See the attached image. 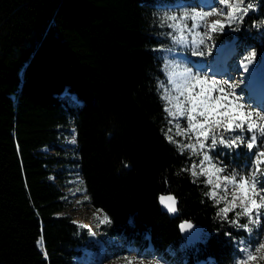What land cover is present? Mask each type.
Here are the masks:
<instances>
[{
    "label": "trees",
    "instance_id": "1",
    "mask_svg": "<svg viewBox=\"0 0 264 264\" xmlns=\"http://www.w3.org/2000/svg\"><path fill=\"white\" fill-rule=\"evenodd\" d=\"M179 1L0 0V264H77L93 246L90 230L64 213L75 174L110 221L105 237L151 247L170 264L237 263L243 231L222 221L205 178L184 170L188 153L165 135L158 82L172 30L161 25ZM256 4L240 50L264 44L253 28L264 0ZM73 128L76 145L67 146ZM249 157L222 155L235 166ZM164 193L175 195L178 217L162 211ZM185 220L200 226L198 241L182 237Z\"/></svg>",
    "mask_w": 264,
    "mask_h": 264
},
{
    "label": "snow or ice",
    "instance_id": "2",
    "mask_svg": "<svg viewBox=\"0 0 264 264\" xmlns=\"http://www.w3.org/2000/svg\"><path fill=\"white\" fill-rule=\"evenodd\" d=\"M218 4L224 7L218 10L208 0H201L200 6L211 7V11L202 12H197L195 5H181L190 7L192 14L185 11L180 24L165 21L161 25L172 30L173 46L163 49L169 53L163 59L166 68L171 66V70L167 71L165 81L158 82V88L168 123L175 121L178 130L175 135L195 137L196 143L178 145L180 154L187 151L192 161L190 168L184 170L194 178H205L203 183L211 186L205 195L217 205L224 202L218 216L248 234L247 239L236 241L238 249L244 254L239 264H248L257 260V253H264V242H261L264 236V150H260L264 148V112L256 111L248 103L255 94V90L249 87V73L257 65V51L250 50L237 61L236 57L240 55L237 48L217 46L211 42L215 39L214 34L223 33L226 27L231 31H240L244 18L250 11L256 10V5L253 0H218ZM213 15H223L226 19H216L210 25L203 22V18ZM198 18L200 23H196ZM167 20L176 21L177 16L169 15ZM188 20L193 21L190 28ZM253 27L264 29V21L255 22ZM198 28L204 29L202 34L197 31L191 38L184 35L185 29L192 33ZM188 52L193 57L205 59L191 60L185 55ZM232 73H236L239 79L234 78ZM217 76L221 78H215ZM165 84L167 87H164ZM259 95L264 97V80L259 86ZM169 104L171 107L167 106ZM165 135L168 142L177 144L173 135H167V132ZM209 141L210 144L207 143ZM206 145L210 150L219 146L229 152L244 147L253 155L252 164L247 170H230L210 151H203L201 159L193 160V157L201 156L200 150H204ZM197 165L199 171L196 170ZM221 191L224 195H220ZM160 203L169 213L178 212L174 196H161ZM230 213L234 214V218L230 219ZM242 217L246 218L245 223H240ZM99 222L110 221L105 216ZM80 227L88 226L81 224ZM192 227L191 224L180 225L182 231ZM228 235L231 236V233ZM261 258L264 259V255Z\"/></svg>",
    "mask_w": 264,
    "mask_h": 264
},
{
    "label": "rangeland",
    "instance_id": "3",
    "mask_svg": "<svg viewBox=\"0 0 264 264\" xmlns=\"http://www.w3.org/2000/svg\"><path fill=\"white\" fill-rule=\"evenodd\" d=\"M256 1H258V0H253L254 4L257 6ZM208 3L212 6L217 7L218 10L220 8L224 7L223 5L218 4V0H208ZM181 5H195L197 12L211 11V7L200 6L201 0H180L177 3L176 7L174 8V12L172 13V15L177 16V20L172 21V23L180 24L181 20L183 19V13L185 11L189 12L190 15L192 14V9L190 7H181ZM252 12L253 11H250L248 13V15L251 14ZM216 19L225 20L226 17L223 15H213L210 17L203 18V22L205 24L210 25ZM262 21H264V20H262ZM200 22L201 21L198 18L196 23H200ZM187 23H188V26L190 28L193 21L188 20ZM240 29H241V27H240ZM246 29H247V31H249L247 26H246ZM254 30H256L257 33H263V31H264V29H256V28H254ZM197 31L202 34L204 29L198 28V29L193 30L192 33H189L187 31V29H185L184 35L191 38V36L194 35L195 32H197ZM238 32L231 31L226 27L225 31L223 33H217L214 35L216 36L218 34H220V35L232 34V38L226 39L223 42H219V41H216L214 39V41H212L211 43H214L217 46H226V47L232 46V47L237 48V50L240 54L239 56L236 57V60L238 61L243 55H246L248 52V50H240L237 47L236 41H237V37H238ZM176 34L179 35V33H176ZM198 38L199 37H197V39ZM255 50L257 51V58L255 61V63L257 65L254 66L252 69L254 71H259L260 68L264 69V44H261L259 46V48L255 49ZM214 52H215V50H214ZM168 55H169V53L164 52L165 57H167ZM185 55L188 56L191 60L205 59V58H201V57H193V56H191L190 52L185 53ZM206 59L210 60L211 57H207ZM165 68H166V65H165ZM170 70H171V66H168L166 68V71H170ZM232 75L234 78L239 79V76L236 73H232ZM215 78L219 79L221 77L217 76ZM262 80H263V78L258 79L257 83L260 85ZM255 85H256L255 82H249V87L253 88L256 91ZM164 87H167V85L165 84ZM255 94L253 96V100L248 101V103H250L255 108L256 111L264 112V101L262 99L261 102L260 101L258 102L257 96H255ZM173 95H175V93H173ZM70 98H71V96H68V99H70ZM167 106L171 107L170 104ZM182 127H183V125H182ZM74 129L75 128L72 129V133L67 137V140H66L67 146L68 145H72V146L76 145V133L74 132ZM169 129H171V131H168V135H173V139L175 141H177V145H180L183 143H196L194 135H192L191 138H189L188 135H185V136H176L175 135V133L178 131L175 128V121H173V123H171ZM207 143L210 144V141ZM239 149L247 151L246 148H244V147H241ZM260 150H264V148H261ZM200 151H201V156L200 157H193L192 158L193 160L201 159L203 151H210L211 155L218 158V160L221 161L222 164L227 166L230 170H232V169L247 170L248 166L251 165L252 161H253V155H250L249 160L246 161V165L235 166L233 164H228L222 158V155L226 152L228 153L229 150L225 149L223 147H219V146L216 147L214 150H210L206 145V148L204 150H200ZM254 151H255V149H254ZM186 153H187V151H186ZM196 170L199 171V165H197ZM73 179H74L72 181L73 185L66 190V192H67V208L65 209L64 213L71 215L73 222L75 221L76 224L87 225L91 229V237H92L91 240L94 242L93 246H88V247L84 248L83 255L76 259L77 264H170L162 254L157 253L155 251H154V253H152L151 247L146 249V251L150 252L149 254H147L145 252H140L139 248L136 245L128 242L124 238H117V239L116 238H114V239L113 238H107V237L105 238L103 236L101 226L106 224V223L102 224L99 221L103 220L106 215L101 210L94 208L88 202V197L86 195V192H85L83 186H81V178L79 177V175L75 174ZM230 192H231V186H229L228 198H230ZM220 195H224V193L221 191ZM219 205H220V208L223 207L224 202L221 201V203ZM237 211H239V209H237ZM242 220H244V221H242ZM245 222H246V218H243V217L240 218V223H245ZM241 231H243V230H241ZM262 231H264V229H262ZM254 235H255V233H254ZM247 236H248V234L245 231H243L242 238L247 239ZM261 242H264V236L261 237ZM116 250H119L118 255H115ZM256 255H257V260L250 261V262H248V264H264V259L261 258V256L264 255V253H257ZM243 256H244V254L241 253V257L238 259L236 264H239V262L243 258ZM200 264H209V263L200 262Z\"/></svg>",
    "mask_w": 264,
    "mask_h": 264
},
{
    "label": "water",
    "instance_id": "4",
    "mask_svg": "<svg viewBox=\"0 0 264 264\" xmlns=\"http://www.w3.org/2000/svg\"><path fill=\"white\" fill-rule=\"evenodd\" d=\"M167 195H172V196L175 197V195L172 194V193H164V194H161L160 197H161V196H167ZM160 197H159V205H160L162 211L165 212V213H167V214H168L169 216H171V217H178V216H179V211H178L177 213H175V214H173V213H169V212L166 210V208H165L163 205H161V203H160ZM175 199H176V197H175ZM176 201H177V199H176ZM177 208H178V203H177ZM181 224H191V225L193 226L191 229H187V228H186V229L183 230V231H182L181 228H180V233H181L182 237H183L185 240H187V241H189V242H191V243H194V242H196V241L200 238V235H201V228H200V226H199L198 224H195V223H193V222L190 221V220H185V221L181 222ZM181 224H180V225H181Z\"/></svg>",
    "mask_w": 264,
    "mask_h": 264
},
{
    "label": "bare ground",
    "instance_id": "5",
    "mask_svg": "<svg viewBox=\"0 0 264 264\" xmlns=\"http://www.w3.org/2000/svg\"><path fill=\"white\" fill-rule=\"evenodd\" d=\"M226 47V46H225ZM260 78H263L264 80V69L263 68H260L259 71H254L253 69L250 70V73H249V82H255L256 85V91H255V96H257V101L261 102L262 99L264 101V97H260L259 95V84L257 83V80L260 79Z\"/></svg>",
    "mask_w": 264,
    "mask_h": 264
},
{
    "label": "built area",
    "instance_id": "6",
    "mask_svg": "<svg viewBox=\"0 0 264 264\" xmlns=\"http://www.w3.org/2000/svg\"><path fill=\"white\" fill-rule=\"evenodd\" d=\"M74 132H75V129H74Z\"/></svg>",
    "mask_w": 264,
    "mask_h": 264
}]
</instances>
